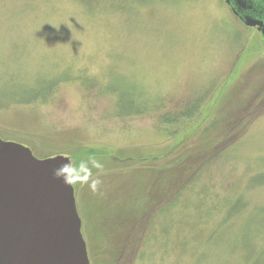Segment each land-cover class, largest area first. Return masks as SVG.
I'll list each match as a JSON object with an SVG mask.
<instances>
[{
	"label": "rangeland",
	"instance_id": "rangeland-1",
	"mask_svg": "<svg viewBox=\"0 0 264 264\" xmlns=\"http://www.w3.org/2000/svg\"><path fill=\"white\" fill-rule=\"evenodd\" d=\"M0 103L2 139L103 164L74 185L91 264H264L238 248L264 236V46L223 0H0Z\"/></svg>",
	"mask_w": 264,
	"mask_h": 264
},
{
	"label": "water",
	"instance_id": "water-1",
	"mask_svg": "<svg viewBox=\"0 0 264 264\" xmlns=\"http://www.w3.org/2000/svg\"><path fill=\"white\" fill-rule=\"evenodd\" d=\"M247 25L258 27L264 46V14L251 0H226ZM70 157L37 158L30 147L0 137V264H91L74 186L52 170Z\"/></svg>",
	"mask_w": 264,
	"mask_h": 264
},
{
	"label": "clouds",
	"instance_id": "clouds-1",
	"mask_svg": "<svg viewBox=\"0 0 264 264\" xmlns=\"http://www.w3.org/2000/svg\"><path fill=\"white\" fill-rule=\"evenodd\" d=\"M253 5L264 9V0H251ZM232 7H238L233 0ZM248 14L254 18L264 22V14H258L250 9L241 11V15ZM92 169L101 170L103 164L94 156H89L87 159H80L78 162H73L70 158L66 162L61 163L58 167L53 168L52 174L55 178L61 179L65 185H87L93 193L100 192L102 184L99 176H94Z\"/></svg>",
	"mask_w": 264,
	"mask_h": 264
},
{
	"label": "trees",
	"instance_id": "trees-1",
	"mask_svg": "<svg viewBox=\"0 0 264 264\" xmlns=\"http://www.w3.org/2000/svg\"><path fill=\"white\" fill-rule=\"evenodd\" d=\"M24 93H25V95L27 97L26 102H30V101L34 100L35 98H38L41 95H43L45 92H44V90L43 91H36L35 89H33V90L32 89H28V90H25ZM4 99H8V98L7 97H4ZM123 100H124V97H121L120 98V102H119L120 109L124 105V104H122V101ZM15 102H17V101H15ZM2 105H4V104L0 103V106H2ZM141 110L142 109H140V110L139 109H135L134 111H137V112L140 111V112H142ZM131 112L132 111H130L129 113H131ZM124 115H126V113H124ZM187 116L190 117L189 115H187ZM174 119L175 118H168V121L171 122ZM47 157H50V156H47ZM198 176L201 177V171L200 170H198ZM195 178H196V176L194 177V179H190V182L189 183L197 182V178L196 179ZM243 203L244 202H242V204ZM236 205L237 206H241V199H240L239 202L237 201ZM235 217H237V216H235ZM257 218H258V216L256 214H254L253 217L250 218L247 221L246 226L244 227V231H242V235H241L240 240H239V243H238V248L242 251V254L240 256V261H241L240 263H242V261L244 260V258H247L249 255H252V256H255V257L258 256V257H260V260H263L264 259V247L257 248L256 243H255V240H256V242H258L257 238L259 237V234H257L256 232H253L251 230L252 228L255 227V225H253V224H255V223L258 224L261 221V220L260 221H257L256 220ZM179 221H183V222L186 221L187 223H189V225H191L190 224L191 221L188 220V219H186V218H184V219L179 218ZM229 221H227L226 224L229 223ZM222 234L223 233H221V235ZM221 235L219 234V235L213 236L212 234H210L211 243L216 244L215 242L219 239V237ZM259 238L260 239H264V236L263 237H259ZM228 254H229L230 257H232V255H235L234 254V247H231L230 250H228ZM203 259H204L203 256H198L193 262H194V264H202V263H204V262H202Z\"/></svg>",
	"mask_w": 264,
	"mask_h": 264
},
{
	"label": "flooded vegetation",
	"instance_id": "flooded-vegetation-1",
	"mask_svg": "<svg viewBox=\"0 0 264 264\" xmlns=\"http://www.w3.org/2000/svg\"><path fill=\"white\" fill-rule=\"evenodd\" d=\"M224 4L226 5V7L229 9V12L232 14L233 17H235L239 22H241V24H244L245 26H247L241 19L240 17L233 11V9L231 8V6L226 2V0H223ZM249 27H253V26H249ZM256 28L258 30V27H253ZM258 32L260 33V31L258 30ZM261 35V33H260Z\"/></svg>",
	"mask_w": 264,
	"mask_h": 264
}]
</instances>
